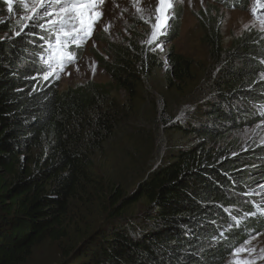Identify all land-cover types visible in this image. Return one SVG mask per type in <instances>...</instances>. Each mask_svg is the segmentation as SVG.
<instances>
[{"label":"trees","instance_id":"obj_1","mask_svg":"<svg viewBox=\"0 0 264 264\" xmlns=\"http://www.w3.org/2000/svg\"><path fill=\"white\" fill-rule=\"evenodd\" d=\"M182 17L174 14L164 44L178 38ZM196 18L212 68L208 90L195 97L194 61L174 50L162 61L148 43L155 16L141 32L135 24L127 41L108 44L111 60H100L108 83L63 93L35 84L41 27L0 40V264H27L46 243L63 245L60 264H226L235 246L264 230L259 200L246 198L264 179V164L244 171L256 149L237 153L225 142L264 119L257 81L264 34H245L226 50L220 20L207 12ZM161 70L164 94L154 103L142 94ZM203 99L202 120L193 124L187 108ZM181 134L194 142L165 152L167 138Z\"/></svg>","mask_w":264,"mask_h":264},{"label":"rangeland","instance_id":"obj_2","mask_svg":"<svg viewBox=\"0 0 264 264\" xmlns=\"http://www.w3.org/2000/svg\"><path fill=\"white\" fill-rule=\"evenodd\" d=\"M3 3L5 7H0V40L6 41L16 39L17 37L26 38L27 34L32 28L41 27V37H43V53L40 56L42 60V69L39 75H36L34 79L35 84L42 86L45 82L49 85L57 86L59 92L63 93L69 89L76 88L77 86L84 85L89 82L105 84L110 81V77L106 71L103 70L100 65V60L105 62L110 61V57L107 55L108 44L111 42H125L128 38L134 34L135 24L138 25L136 32H141L145 26L151 24L154 16L156 15V8L159 5V0H105V3L101 5L100 10L103 12V16L99 23L95 25L94 31L91 37L83 44L82 47H76V45L69 42L68 50L74 52L76 55V61L74 64H69L64 71L60 72V78L56 79L55 76L50 77L48 80L43 79V75L47 74L48 65L55 64V57L53 55L54 49L57 46L55 38V29L49 24V21L56 20L58 17L56 13L59 10L60 5L51 4L47 7V12L52 15H37L35 19H26L31 15L25 8L24 4L27 3L29 7L32 6L34 0H9L13 4V11L11 13L7 10V3L5 0ZM177 0L175 3L174 14L179 10L182 11L183 17L180 25V33L177 39L171 43L164 44L162 38H165L168 34L169 26L172 22L166 21L167 27L163 29L164 34L159 35L158 38L150 44H157L155 52L158 56L165 61L166 55L170 50H174L177 54L190 58L195 63V72L197 74L198 82L196 84L197 93L194 97L204 92L207 78L206 72L212 68V63L209 61V55L205 48L202 36L203 31L197 21V14L201 12L211 13L217 20H220L221 30L223 35V47L228 50L232 47L233 42L244 36L245 34L259 33L264 34V0H249L248 8L245 5L241 9H236L234 6L230 7L227 4V0ZM235 2V1H234ZM143 9V11H137V8ZM263 7V9H261ZM255 10V14L254 11ZM39 13H45V9H38ZM151 13V16L149 15ZM167 16V14H166ZM165 16V17H166ZM146 20L148 22H146ZM108 30L105 31V26L109 25ZM3 25V26H2ZM27 25V27H25ZM21 34L16 35L17 32ZM264 36V35H263ZM151 38V37H150ZM63 41L65 38L60 37ZM150 40V39H149ZM102 41V42H100ZM39 57L34 59V64L41 62ZM78 67V70H77ZM166 68V66L164 67ZM94 69V70H93ZM67 73H71L68 75ZM209 72L207 73V75ZM165 70H161L156 73V80L148 82L143 91V98H148L150 101H155L163 98L162 87L164 84ZM260 88L264 85V73L260 74L257 78ZM209 83V82H208ZM185 94L184 97H186ZM183 97V98H184ZM210 98V97H207ZM187 100V99H185ZM204 100V99H203ZM205 99L203 102H199L198 106L194 108L188 107V112L191 110L194 114L193 124L195 121H201V109L205 108ZM126 100L118 96L117 104L123 105ZM242 106V102L239 103ZM141 105V104H135ZM174 104L171 106V111H181L184 109V104ZM205 106V107H204ZM185 109L183 112H186ZM257 110V107H256ZM182 112V113H183ZM186 115V113L184 114ZM245 117L241 118V121L248 123V114H244ZM180 117L179 123H185L187 119ZM199 119V120H198ZM191 123V121L189 122ZM240 129L234 132L231 137L225 142L232 145L236 149L237 153L248 152L252 149H256V153L250 156H257L252 161V165L248 167V164H242V167H246L244 171L250 173V167L252 170H262L264 164V119L261 121H254V123L246 124ZM148 130L152 129L147 127ZM157 127L156 130L157 131ZM160 134V132H157ZM192 137L181 135H175L174 138L166 140L164 144V151L167 152L171 148L187 147L194 142ZM231 151H234L230 148ZM164 153V152H161ZM248 167V169H247ZM240 169V168H239ZM261 176V174H259ZM255 190L252 195H248V200H259V208L264 215V179L258 180L255 183ZM136 189V186L130 182L126 188L127 193H132ZM79 203H75L74 207L78 208ZM90 225H94L92 222ZM62 246L60 244L46 243L39 247L33 257L29 259L27 264H60L62 260ZM244 247L249 251L243 252L239 257L234 256V252L237 248ZM254 249V251H252ZM240 259H247L252 264H264V230L257 235L252 233V237H249L242 241L239 245L233 248L230 257L227 259L226 264H235Z\"/></svg>","mask_w":264,"mask_h":264},{"label":"snow or ice","instance_id":"obj_3","mask_svg":"<svg viewBox=\"0 0 264 264\" xmlns=\"http://www.w3.org/2000/svg\"><path fill=\"white\" fill-rule=\"evenodd\" d=\"M176 2L177 0H159V5L155 10V23L152 25L153 30L148 43H152L159 35L164 34L163 29L168 26L166 21L174 16ZM5 3H7L8 12L11 13L13 4L9 0H5ZM53 3L60 5L56 13L58 19L49 21V24L55 29L54 35L58 47L53 52L55 64L48 65L47 74L43 75L44 80H48L52 76L59 79V73L64 71L69 64L75 63L77 57L74 52L68 50L69 42L76 45V47H82L87 42L94 31L95 25L99 23L103 16L100 7L105 3V0H34L31 7L27 3L24 4V8L31 13L26 19H35L37 15L43 14L52 15V13L47 12V7ZM201 3H203V0H201ZM38 9H45V13H39ZM137 11H143V9L138 7ZM165 11H167L166 17L164 16ZM253 11L255 14V10ZM149 15L151 16V13ZM146 22L148 21L146 20ZM109 26L110 24L106 25L104 30L107 31ZM40 27L43 28L45 26L40 25ZM20 34L19 31L16 33L17 36ZM61 36L65 38L63 41L60 39ZM67 74L71 75V73ZM246 251H249V249L244 247L237 248L234 256L239 257L241 253ZM235 264H252V262L247 259H238Z\"/></svg>","mask_w":264,"mask_h":264},{"label":"bare ground","instance_id":"obj_4","mask_svg":"<svg viewBox=\"0 0 264 264\" xmlns=\"http://www.w3.org/2000/svg\"><path fill=\"white\" fill-rule=\"evenodd\" d=\"M166 14H167V11H165L164 16H166Z\"/></svg>","mask_w":264,"mask_h":264},{"label":"water","instance_id":"obj_5","mask_svg":"<svg viewBox=\"0 0 264 264\" xmlns=\"http://www.w3.org/2000/svg\"><path fill=\"white\" fill-rule=\"evenodd\" d=\"M171 20H172V19H169V21H168V22L170 23V22H171Z\"/></svg>","mask_w":264,"mask_h":264}]
</instances>
